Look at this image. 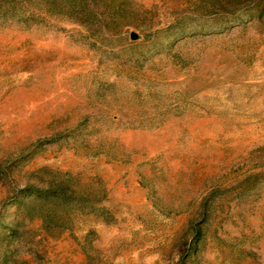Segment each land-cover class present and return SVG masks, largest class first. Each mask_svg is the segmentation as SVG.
<instances>
[{
  "label": "rangeland",
  "instance_id": "rangeland-1",
  "mask_svg": "<svg viewBox=\"0 0 264 264\" xmlns=\"http://www.w3.org/2000/svg\"><path fill=\"white\" fill-rule=\"evenodd\" d=\"M0 264H264V0H0Z\"/></svg>",
  "mask_w": 264,
  "mask_h": 264
},
{
  "label": "trees",
  "instance_id": "trees-1",
  "mask_svg": "<svg viewBox=\"0 0 264 264\" xmlns=\"http://www.w3.org/2000/svg\"><path fill=\"white\" fill-rule=\"evenodd\" d=\"M25 195L28 199L36 200L40 206L49 205V204H67L69 198L62 191H45V190H37V189H28L25 192ZM29 207L27 203H22L20 208L24 210Z\"/></svg>",
  "mask_w": 264,
  "mask_h": 264
}]
</instances>
